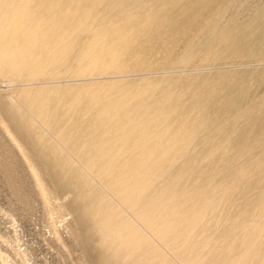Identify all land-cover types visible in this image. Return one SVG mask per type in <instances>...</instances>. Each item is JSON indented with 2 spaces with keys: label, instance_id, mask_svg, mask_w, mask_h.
<instances>
[{
  "label": "rangeland",
  "instance_id": "obj_1",
  "mask_svg": "<svg viewBox=\"0 0 264 264\" xmlns=\"http://www.w3.org/2000/svg\"><path fill=\"white\" fill-rule=\"evenodd\" d=\"M137 1L89 0L86 18L70 35L64 52L42 65L44 69L22 71L14 78L0 72V264H135L134 258L118 253L113 233L117 225L142 228L132 214L136 209L131 207V213L121 205L95 172L86 175L87 152L74 157L63 153L54 138L64 131L34 124L28 103L40 97L55 112L68 93L80 88L159 84L195 91L189 100L186 93L182 116L197 109L198 98H209L220 112L214 125L193 130L190 148L173 169L179 172L186 161L207 156L204 177L216 175L214 185L227 193L221 207L228 225L209 243L214 261L199 263L264 264V0H146L143 10L155 12L157 20L150 26L134 15H118L137 10ZM46 8V13L30 18H58L63 13L61 7ZM103 26L130 32V53L115 64L103 62L98 70L86 68L78 59ZM216 30L224 37L216 38ZM150 92L143 94L151 99L155 95ZM244 169L249 170L247 180L238 175ZM196 187L195 180L186 185L189 190ZM102 195H110L123 213L118 209L119 214L100 215L94 203ZM142 229L160 247L166 264H195L176 258L151 230Z\"/></svg>",
  "mask_w": 264,
  "mask_h": 264
},
{
  "label": "bare ground",
  "instance_id": "obj_2",
  "mask_svg": "<svg viewBox=\"0 0 264 264\" xmlns=\"http://www.w3.org/2000/svg\"><path fill=\"white\" fill-rule=\"evenodd\" d=\"M67 1L0 0V72L14 78L22 71H39L44 69L42 65L64 52L70 35L86 18L90 3L89 0H69L64 4ZM145 1H137V10H117L118 15L122 13L121 16L127 19L134 15L140 23L156 24V17H152L155 12L149 15L148 9L146 12L143 10ZM46 4L61 7L63 13L58 18L53 14L48 18H30L35 13H46ZM123 30L120 26H103V29L96 30L78 63L98 70L104 66L103 62L112 65L122 61L125 55H129L132 43L130 32ZM214 35L216 38L224 37L218 30ZM32 63L37 67H30ZM145 90L155 96L149 99V93L143 94ZM156 91L162 94L156 96L152 93ZM192 92L195 91L190 87L174 91L172 86L161 84L140 89L125 86L116 90L87 87L68 93L55 112H50L47 102L40 97L33 98L28 106L38 127L46 131H64L61 138H54L61 144L63 153L69 151L74 157L87 152L83 162L86 175L95 172L104 179V184L121 205L129 211H134L131 207L135 208L136 213L130 212L142 228L151 230L176 258L198 264L200 261H214L210 260L215 256L209 243L216 233L224 232L222 228L228 225V220L223 219L224 206L221 207L222 202H226L223 197L227 193L221 190L219 181V185H214V180H218L216 175L207 180L204 177L202 165L205 159H209L207 156L195 162L186 161L183 169L173 172L196 136L193 130H201L208 123L214 125L220 117L209 98H198L197 109L182 116L181 111H186V93L189 100ZM167 102L169 105L164 110L159 108L161 103ZM170 106L173 108L169 109ZM239 106L236 105L237 108ZM179 115L182 119L177 120ZM197 171L204 174L196 173L195 176ZM246 174H249L248 169L238 173L243 175L242 180L248 179ZM190 180H195L196 189L186 188ZM109 196H98L94 203V208L105 217L115 214V211L119 214L118 209H122ZM142 228L139 225L116 226V231L111 234L115 235L118 253L134 258L135 264H166L160 247Z\"/></svg>",
  "mask_w": 264,
  "mask_h": 264
}]
</instances>
